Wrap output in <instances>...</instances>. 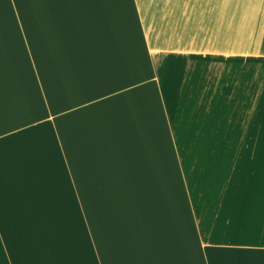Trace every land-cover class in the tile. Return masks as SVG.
Segmentation results:
<instances>
[{
    "label": "crops",
    "instance_id": "crops-1",
    "mask_svg": "<svg viewBox=\"0 0 264 264\" xmlns=\"http://www.w3.org/2000/svg\"><path fill=\"white\" fill-rule=\"evenodd\" d=\"M10 1L0 264H264V172L200 146L227 85L253 106L264 0Z\"/></svg>",
    "mask_w": 264,
    "mask_h": 264
},
{
    "label": "rangeland",
    "instance_id": "rangeland-1",
    "mask_svg": "<svg viewBox=\"0 0 264 264\" xmlns=\"http://www.w3.org/2000/svg\"><path fill=\"white\" fill-rule=\"evenodd\" d=\"M8 2L11 1L8 0ZM13 2H17V0H13ZM42 3H48V0H42ZM31 14L32 12L29 13V15ZM257 66H255V76L257 75L255 87L251 94H248V96L253 95L254 100L251 102L253 106H246L250 102L246 100L245 87L241 92L236 87L227 85L226 90L223 89V106L221 108L222 138L200 141L202 147L204 145L205 148L222 150V171L228 179L230 166L226 165L230 158L233 159L236 168L232 167L231 171L238 172L239 193L246 190L247 179L251 180L250 185H252L255 181H259L260 173L264 172V155H260L264 154V82L260 85L256 83L258 76L264 79V69ZM224 87L226 86L224 85ZM241 98L242 100H240ZM249 149L254 151V155L244 154L245 150ZM229 153L233 155L230 156ZM248 174L249 176H247Z\"/></svg>",
    "mask_w": 264,
    "mask_h": 264
},
{
    "label": "bare ground",
    "instance_id": "bare-ground-1",
    "mask_svg": "<svg viewBox=\"0 0 264 264\" xmlns=\"http://www.w3.org/2000/svg\"><path fill=\"white\" fill-rule=\"evenodd\" d=\"M49 29V28H48ZM49 31V33H50V30H48ZM41 44V43H40ZM104 50H102V52H103ZM18 70V69H17ZM16 74V73H15ZM18 80V79H17ZM17 85V84H16Z\"/></svg>",
    "mask_w": 264,
    "mask_h": 264
}]
</instances>
